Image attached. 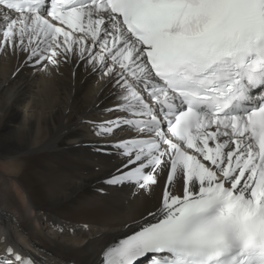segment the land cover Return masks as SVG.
I'll use <instances>...</instances> for the list:
<instances>
[{"label": "snow or ice", "instance_id": "1", "mask_svg": "<svg viewBox=\"0 0 264 264\" xmlns=\"http://www.w3.org/2000/svg\"><path fill=\"white\" fill-rule=\"evenodd\" d=\"M0 7L9 10L0 11V48L22 47L35 63L55 64L75 45L105 74L118 67L122 110L148 117L112 122L152 138L121 144L124 156L136 149L122 167H135L118 168L105 183L147 189L156 177L143 169L163 165L161 206L148 214L152 221L109 243L100 264H264V0H0ZM86 39L100 49L94 56ZM178 173L180 195L171 184ZM7 252L14 259L0 264H32Z\"/></svg>", "mask_w": 264, "mask_h": 264}, {"label": "bare ground", "instance_id": "2", "mask_svg": "<svg viewBox=\"0 0 264 264\" xmlns=\"http://www.w3.org/2000/svg\"><path fill=\"white\" fill-rule=\"evenodd\" d=\"M92 47L94 56L100 49ZM90 58L75 54V45L55 64L35 63L22 47L0 48L1 254L10 248L32 264H98L106 245L152 221L148 214L161 206L163 165L155 173L143 169L156 177L147 189L135 181L105 183L121 174L118 168L135 167L122 165L136 149L124 156L120 145L137 135L112 123L132 116L122 110L127 93L114 74L120 69L105 74ZM171 184L182 194L179 173ZM63 214L90 220L68 222Z\"/></svg>", "mask_w": 264, "mask_h": 264}, {"label": "rangeland", "instance_id": "3", "mask_svg": "<svg viewBox=\"0 0 264 264\" xmlns=\"http://www.w3.org/2000/svg\"><path fill=\"white\" fill-rule=\"evenodd\" d=\"M63 216H64L65 221H68V222L71 221V220L67 219L69 217L73 218L72 221H75V222H79L82 220H85V221L90 220V218L86 217V216H74V215L69 216L68 214H63Z\"/></svg>", "mask_w": 264, "mask_h": 264}]
</instances>
